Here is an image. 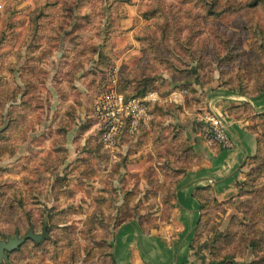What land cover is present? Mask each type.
Returning <instances> with one entry per match:
<instances>
[{
    "label": "rangeland",
    "instance_id": "rangeland-1",
    "mask_svg": "<svg viewBox=\"0 0 264 264\" xmlns=\"http://www.w3.org/2000/svg\"><path fill=\"white\" fill-rule=\"evenodd\" d=\"M75 78H85L91 106L110 84L124 94L194 82L256 95L264 0H0V239L42 235L6 264H113L116 227L167 219L190 164L177 121L114 148L85 133L96 121L76 109ZM252 118L257 156L235 195L206 199L193 241L217 264H264V112ZM82 132L81 144L69 142Z\"/></svg>",
    "mask_w": 264,
    "mask_h": 264
},
{
    "label": "crops",
    "instance_id": "crops-1",
    "mask_svg": "<svg viewBox=\"0 0 264 264\" xmlns=\"http://www.w3.org/2000/svg\"><path fill=\"white\" fill-rule=\"evenodd\" d=\"M84 79H74L76 85L80 83L75 90L82 97L76 109L83 112V116L89 108L91 113ZM192 87L191 91L174 89L167 94L161 93L159 88L143 93L153 92L157 100L151 108L150 119L141 129H148L150 125L163 127L169 125L170 120L179 122L189 144L190 164L175 183L167 219L147 230L135 219L116 227L111 243L113 264H211L214 261L205 257L206 253L201 251L198 254L193 248L203 203L207 198L223 202L235 195L248 162L257 156L259 137L252 116L264 112V91L246 96L224 87L210 88L194 82ZM67 103L74 104L70 99L63 104ZM165 104L171 105L172 113L157 108V105ZM210 109L220 115L230 135L232 144L228 148L205 138L199 117ZM97 130L94 122L85 133H96ZM82 135L83 132L81 136H71L69 142L81 144L85 140Z\"/></svg>",
    "mask_w": 264,
    "mask_h": 264
},
{
    "label": "built area",
    "instance_id": "built-area-1",
    "mask_svg": "<svg viewBox=\"0 0 264 264\" xmlns=\"http://www.w3.org/2000/svg\"><path fill=\"white\" fill-rule=\"evenodd\" d=\"M157 95L150 92L142 95H125L114 84L103 86L91 106V115L98 126L101 143L114 148L117 141L132 138L151 116V108ZM206 138L220 146H231V138L220 115L214 110H205L199 117Z\"/></svg>",
    "mask_w": 264,
    "mask_h": 264
},
{
    "label": "water",
    "instance_id": "water-1",
    "mask_svg": "<svg viewBox=\"0 0 264 264\" xmlns=\"http://www.w3.org/2000/svg\"><path fill=\"white\" fill-rule=\"evenodd\" d=\"M42 235L34 233L29 230L24 236H11L7 238L0 239V264L8 260L7 254L15 249H17L26 239H32L34 241H39ZM212 264V263H211Z\"/></svg>",
    "mask_w": 264,
    "mask_h": 264
},
{
    "label": "trees",
    "instance_id": "trees-1",
    "mask_svg": "<svg viewBox=\"0 0 264 264\" xmlns=\"http://www.w3.org/2000/svg\"><path fill=\"white\" fill-rule=\"evenodd\" d=\"M143 93H145V92H143ZM142 92L141 93H137V94H125V95H141V94H143ZM19 248V247H18ZM17 248V249H18ZM16 250V249H15ZM10 253V252H9ZM9 253L7 254V257H8V255H9ZM213 264H216V262L215 261H213L212 262Z\"/></svg>",
    "mask_w": 264,
    "mask_h": 264
}]
</instances>
